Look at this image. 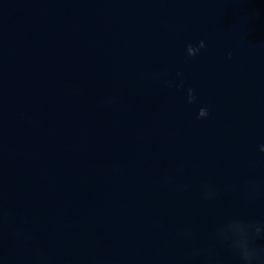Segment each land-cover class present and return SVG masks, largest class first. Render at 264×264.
I'll return each instance as SVG.
<instances>
[{"label":"water","instance_id":"water-1","mask_svg":"<svg viewBox=\"0 0 264 264\" xmlns=\"http://www.w3.org/2000/svg\"><path fill=\"white\" fill-rule=\"evenodd\" d=\"M261 144L264 0H0V264H240L213 234L264 222Z\"/></svg>","mask_w":264,"mask_h":264},{"label":"clouds","instance_id":"clouds-1","mask_svg":"<svg viewBox=\"0 0 264 264\" xmlns=\"http://www.w3.org/2000/svg\"><path fill=\"white\" fill-rule=\"evenodd\" d=\"M207 48L205 40H199L194 43L186 45L185 52L189 59L197 58L202 50ZM232 54L228 53V58L231 59ZM165 73H152L151 78L161 79ZM177 77L180 78V82L176 83L171 80H164V83L168 87H176L178 90L186 91V102L189 105H195L198 102L197 91L195 88L188 87L185 90L183 83V73L178 72ZM114 99L105 101L107 104L114 103ZM210 108L208 106H201L197 112L198 120H206L210 117ZM260 152L264 153V144L259 146ZM187 185H177L178 190H185ZM246 188L250 195H255L257 186L255 181H249ZM201 194L204 199L212 200L218 195V190L204 181L200 185ZM235 190V189H233ZM178 235L186 238H191L192 230L185 229ZM214 239L220 244H226L232 253L238 257L240 264H264V247H258L256 245L257 239H264V222L257 221L255 219H243L240 217H233L224 222L214 232ZM194 256H205L206 260L212 261L211 249L196 250ZM36 259L38 264H51L50 258L43 253L37 251ZM219 264V261L216 262Z\"/></svg>","mask_w":264,"mask_h":264}]
</instances>
